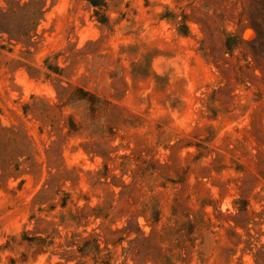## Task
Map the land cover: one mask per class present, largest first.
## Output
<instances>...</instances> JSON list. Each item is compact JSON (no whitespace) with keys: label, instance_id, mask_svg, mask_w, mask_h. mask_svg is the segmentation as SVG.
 <instances>
[{"label":"rangeland","instance_id":"374dc122","mask_svg":"<svg viewBox=\"0 0 264 264\" xmlns=\"http://www.w3.org/2000/svg\"><path fill=\"white\" fill-rule=\"evenodd\" d=\"M0 264H264V0H0Z\"/></svg>","mask_w":264,"mask_h":264},{"label":"trees","instance_id":"16d2710c","mask_svg":"<svg viewBox=\"0 0 264 264\" xmlns=\"http://www.w3.org/2000/svg\"><path fill=\"white\" fill-rule=\"evenodd\" d=\"M249 26L256 32V37L254 40L258 39L262 34V29L258 25H255L253 23H249Z\"/></svg>","mask_w":264,"mask_h":264}]
</instances>
